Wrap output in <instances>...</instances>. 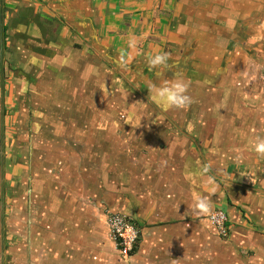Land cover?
<instances>
[{"label": "crops", "instance_id": "crops-1", "mask_svg": "<svg viewBox=\"0 0 264 264\" xmlns=\"http://www.w3.org/2000/svg\"><path fill=\"white\" fill-rule=\"evenodd\" d=\"M100 52L117 59L123 52L124 64L134 63L136 89L150 98L152 84L162 81L147 58L167 53L168 83L179 77L192 100L168 109L182 130L169 131L157 114L143 113L148 127L106 132L96 146L26 144L21 151L40 153L16 159L4 123L10 104L31 91V121L44 130L61 121L60 101L52 104L48 90L87 88L81 77L99 74L93 59ZM263 65L264 0H0V264H264L247 256L252 244L236 240L238 217L222 202L237 198L253 209L256 197L211 182L218 180L196 151L208 146L209 133L219 137L224 129L206 138L188 117L196 103V120L209 118L202 105L229 94L231 120L250 122L257 137L264 98L249 69ZM45 153L52 154L48 161ZM55 161L63 165L60 174ZM201 200L207 212L196 209ZM216 208L227 212L228 240L215 236L209 221ZM105 210L133 218L140 229L126 263L107 236Z\"/></svg>", "mask_w": 264, "mask_h": 264}, {"label": "rangeland", "instance_id": "rangeland-1", "mask_svg": "<svg viewBox=\"0 0 264 264\" xmlns=\"http://www.w3.org/2000/svg\"><path fill=\"white\" fill-rule=\"evenodd\" d=\"M56 29L59 30L60 26L54 25V31ZM105 54L104 52H100L99 55L101 57L93 59L94 64L99 68L97 76L91 75L90 71L89 76L82 74L84 76L81 77L82 81L89 80V84L87 85L90 87L71 89L69 86H66L61 87L63 88V90L61 89L62 91L58 89L48 90L50 95H52L51 98L54 99L52 104L57 101H60L61 104V121H55L56 123L60 122V127L56 126L54 122V124L52 123L51 126L44 130L40 125L41 122H38L37 125V123L35 124V122L31 121L32 109L30 101L34 95L31 91H28L17 101H14L12 105L10 104L11 108L7 111L9 115L4 123L8 130L10 149L13 151L16 159L28 158L31 154L33 157L40 153L36 149L29 150V154L28 150L26 152L21 151L22 147L26 144L29 147L32 145H49L50 148L60 145V150L61 148L68 150L70 147L74 150L75 144L76 146L87 144H94L96 146L101 143L106 132L117 129L127 131L141 125L148 127L149 123L139 118L143 113L157 114L165 120V128L169 131L173 129L182 130V126L177 121L170 119L168 110L157 105L149 97L148 93L149 98L143 95L141 91L139 94L135 86L137 77L131 72L134 63L128 65L130 63L126 60V64H124L126 58L123 57L121 59V56H119L120 59L115 57L108 58L107 54ZM113 60H119L120 65H114ZM261 67H264V65L258 68L257 66L254 68L250 67L249 71L252 70V74L255 72V75H253L255 77ZM66 75L67 79L72 76L71 73H66ZM77 75L80 74L77 73ZM254 93L255 95H259L258 91ZM257 98L259 96L255 97V101ZM62 100L64 101L62 102ZM70 100H72L71 103ZM232 100L233 97L229 94L209 99V102L202 105V107L205 106L207 114L210 117H204L199 122L196 120L199 106L196 103L192 104V106H189L192 113L188 117L192 118L194 123H196V134L207 133L206 138L210 134L208 146L202 147L197 145L196 151L204 170L210 178L213 175V178L218 180H211V182H218L221 183L223 188L233 187L251 193L256 197L257 200L255 199L253 209H249V207L251 208V204H247L245 201L238 200L237 198L235 201L232 200V202L229 198L227 200L224 198L222 202L223 205H226V209H231L238 217L237 222L234 223L235 227L240 229L236 240L240 242L247 240L245 242L249 245L252 244V251L248 252L247 256L252 255L264 258V155L258 154L255 147L256 143L264 141V131L261 129V134L259 133L257 137H251L252 124L250 122L238 120L234 123L231 120L230 109ZM80 101H82V105L79 104ZM221 102H225V105L220 108V114L218 106ZM119 115H123L121 117L122 120L119 119ZM219 117H222V119H219ZM178 122L181 123V121ZM241 127H244L245 132L240 131ZM58 129L59 132H57ZM217 129H224L223 133H221L222 136H219L221 138L216 135L215 137H211L213 134L209 132ZM116 138L118 137L113 138L115 143ZM190 140L198 141L196 138H190ZM216 146L222 147V151L214 154L212 149L216 148ZM226 151H228V155L224 157L223 153ZM80 154L84 155V153ZM45 155L47 156L44 159L45 161H48L52 157V154L45 153ZM53 166L58 172L63 168V165H60L58 161H55ZM228 168L232 171L229 175L224 173L221 176L217 172L219 169L228 170ZM45 174L52 175V169H49ZM15 177L18 178L17 175ZM215 211H222L227 217V212L224 210L216 208ZM106 212L107 210L103 212V215ZM229 227L228 232H230ZM215 236H218L222 240L223 238L224 240H228L227 236L222 237L217 232Z\"/></svg>", "mask_w": 264, "mask_h": 264}, {"label": "built area", "instance_id": "built-area-1", "mask_svg": "<svg viewBox=\"0 0 264 264\" xmlns=\"http://www.w3.org/2000/svg\"><path fill=\"white\" fill-rule=\"evenodd\" d=\"M260 91L264 98V67L257 73ZM209 221L218 235L225 237L228 234V219L224 212L215 211L209 216ZM104 223L107 236L114 245L115 252L120 260L128 261L134 254L140 237V229L133 218L119 212L107 211L104 214Z\"/></svg>", "mask_w": 264, "mask_h": 264}, {"label": "clouds", "instance_id": "clouds-1", "mask_svg": "<svg viewBox=\"0 0 264 264\" xmlns=\"http://www.w3.org/2000/svg\"><path fill=\"white\" fill-rule=\"evenodd\" d=\"M123 52H121V59H123ZM147 66L154 73L158 74L162 83H153L151 86L152 100L165 110L171 108H184L188 106L192 100L187 95V85L175 78V82L168 83V73L172 71L168 64L167 53H158L147 58ZM256 151L260 155H264V141L256 144ZM196 209L199 212H207L208 204L205 201H199L196 204Z\"/></svg>", "mask_w": 264, "mask_h": 264}]
</instances>
